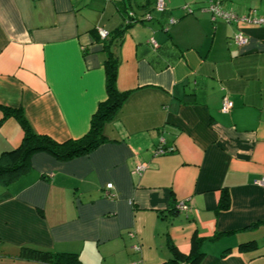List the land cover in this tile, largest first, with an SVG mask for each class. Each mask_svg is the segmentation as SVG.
<instances>
[{"label":"crops","instance_id":"0c3cea01","mask_svg":"<svg viewBox=\"0 0 264 264\" xmlns=\"http://www.w3.org/2000/svg\"><path fill=\"white\" fill-rule=\"evenodd\" d=\"M121 1L0 0V156L23 137L5 110L57 143L87 134L107 99L97 28L124 26ZM164 2L151 20L129 13L140 22L123 36L116 80L129 94L103 125L104 143L67 161L35 154L29 172L0 185V264H45L21 257L23 248L82 264H164L168 244L188 255L194 234L200 264H264V26L202 10L217 2L264 20V0ZM239 33L245 45L233 44ZM161 139L171 151L155 156Z\"/></svg>","mask_w":264,"mask_h":264},{"label":"trees","instance_id":"16d2710c","mask_svg":"<svg viewBox=\"0 0 264 264\" xmlns=\"http://www.w3.org/2000/svg\"><path fill=\"white\" fill-rule=\"evenodd\" d=\"M155 1L156 0H143L142 4H140L138 0L121 1L119 9L121 14L125 17V20L127 19V22L124 26L115 29L112 33L107 32V38L102 40L103 49L106 53L103 67L107 99L98 105L97 111L91 119L89 131L85 136L77 140H68L63 143H57L47 136L38 135L33 132L29 123L20 112L5 110V117L13 116L17 121L23 132V137L18 147L1 154L0 156L1 186H8L29 172V161L35 154L44 153L58 161H67L87 155L104 143L102 135L103 125L111 121L129 94V92L120 93L116 88L117 71L119 66L118 49L128 27L132 23L140 22V20L132 19L129 13H133L136 9H141L146 11L147 13L145 15L150 16L151 18V14L155 12ZM211 3L217 2H210L203 6L202 10L206 9ZM189 8V10L186 8L183 9L189 14L193 12V8L190 6ZM165 11L166 9L164 12ZM204 11L208 12L207 10ZM164 12L158 14H163ZM208 13L211 15L210 12ZM223 235H229V233L215 234L210 240H215ZM202 241V238H199L194 234L191 239V250L188 255L181 254L172 244H168L171 258L164 264H200L203 256L200 252ZM246 245H253V243ZM20 256L28 260L38 261L45 264H82L75 254H57L31 248H23Z\"/></svg>","mask_w":264,"mask_h":264},{"label":"built area","instance_id":"2783aa9c","mask_svg":"<svg viewBox=\"0 0 264 264\" xmlns=\"http://www.w3.org/2000/svg\"><path fill=\"white\" fill-rule=\"evenodd\" d=\"M184 8L186 9H190L189 6H185ZM165 10V2L164 0H156L155 1V12L156 13H162ZM208 12L211 13L212 15V20L215 19H221L227 23H235V24H239V23H251L254 25H259V26H264V20L262 19H258V18H254L251 14L243 16V17H237L236 15L227 12L225 10H223V8L218 4V3H211L206 9ZM146 19H150V16H146ZM170 23H174L173 20H170ZM97 34L100 40H105L107 38V32L101 28H97ZM247 38L239 33V34H235L232 37V42L233 44H235L236 46H242L245 45L247 43ZM153 46H155V43L151 40L150 42ZM233 108V104L231 101H229L228 99L224 98L221 102L220 105V111L223 114H227L230 112V110ZM163 144V139L160 140V145L154 150V155L155 156H160L163 154H166L168 152L171 151V149H164L163 146L161 145ZM146 169V165L145 164H138L136 165V167L133 170V174L135 175H141V173ZM259 185L264 186V179H261L258 182ZM106 192H105V198H107L108 200H113L115 195L113 194L112 190H113V186L111 184H107L106 185ZM176 210L178 211H184L187 212L188 211V206L183 203L180 202L176 205ZM130 236H133V234H130ZM134 250L136 252L140 251V248L138 246L134 247ZM137 264V263H134Z\"/></svg>","mask_w":264,"mask_h":264}]
</instances>
